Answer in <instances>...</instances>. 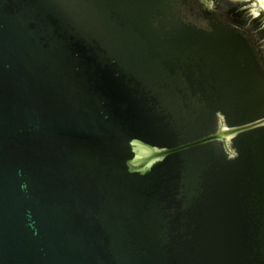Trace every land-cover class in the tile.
Listing matches in <instances>:
<instances>
[{
  "label": "water",
  "instance_id": "water-1",
  "mask_svg": "<svg viewBox=\"0 0 264 264\" xmlns=\"http://www.w3.org/2000/svg\"><path fill=\"white\" fill-rule=\"evenodd\" d=\"M0 264H264V0H0Z\"/></svg>",
  "mask_w": 264,
  "mask_h": 264
}]
</instances>
